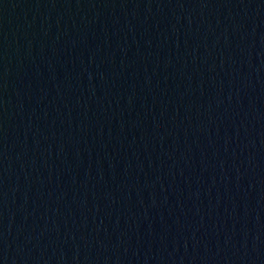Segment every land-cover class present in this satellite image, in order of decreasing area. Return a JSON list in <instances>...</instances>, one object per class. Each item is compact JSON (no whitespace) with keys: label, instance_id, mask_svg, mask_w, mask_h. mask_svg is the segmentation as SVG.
<instances>
[{"label":"water","instance_id":"95a60500","mask_svg":"<svg viewBox=\"0 0 264 264\" xmlns=\"http://www.w3.org/2000/svg\"><path fill=\"white\" fill-rule=\"evenodd\" d=\"M0 264H264V0H0Z\"/></svg>","mask_w":264,"mask_h":264}]
</instances>
